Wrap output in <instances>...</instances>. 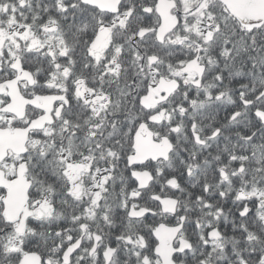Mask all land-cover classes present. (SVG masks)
I'll return each mask as SVG.
<instances>
[{"label":"snow or ice","instance_id":"1","mask_svg":"<svg viewBox=\"0 0 264 264\" xmlns=\"http://www.w3.org/2000/svg\"><path fill=\"white\" fill-rule=\"evenodd\" d=\"M0 264H264V0H0Z\"/></svg>","mask_w":264,"mask_h":264}]
</instances>
